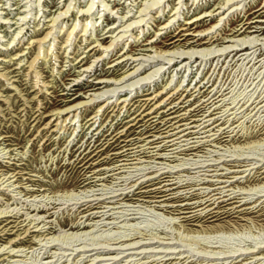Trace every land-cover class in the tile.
I'll use <instances>...</instances> for the list:
<instances>
[{"label": "rangeland", "instance_id": "obj_1", "mask_svg": "<svg viewBox=\"0 0 264 264\" xmlns=\"http://www.w3.org/2000/svg\"><path fill=\"white\" fill-rule=\"evenodd\" d=\"M152 1L0 0V211H5L0 215L7 214L0 217V264H126L145 263L154 258L171 261L170 264H177L180 259L184 261L181 264H264V259L251 257L264 254L249 253L259 247L264 249V0H160L148 6ZM236 3L238 8L234 10L231 7ZM64 8L68 10L62 13ZM53 17L56 20L52 23ZM130 21L134 25L123 29ZM164 23L168 26L164 27ZM48 31L51 32L47 39H41ZM116 33H123L121 38L118 35L115 38L119 43L114 46L112 41L104 51L102 48ZM240 37L251 41L242 44L250 47L245 53L229 51L231 48L216 50L235 43L227 40ZM99 42L102 44L98 45ZM39 46L46 48V56H39L34 67L29 68ZM204 46L214 52L197 54L195 60L196 54L181 61L178 58L173 65L160 62L163 57H170L167 49L188 52L193 47L201 51ZM112 47L113 50H108ZM136 67L143 69L135 78L152 76L131 85H122L130 79L117 80L113 84L118 86L115 92L108 87L109 91L96 93L98 96L92 101L86 100L101 86L97 83L99 78L113 82L112 78ZM155 68L159 70L153 74ZM34 71L39 72L37 77ZM179 79L188 88L196 81V85L205 87L211 84L210 88L224 82L223 88L228 86L224 101L239 104L243 101L242 108L252 101L249 109L242 111L243 115L237 114L242 116L227 128L226 134L213 140L201 139L203 143L199 141V146L188 155L169 153L166 159L156 158L158 154L140 159L144 161L138 165L139 169L158 166L155 174L193 167L196 165L193 162L209 163L202 169L170 173L172 181H196L186 189H174L177 184L161 187L163 183L156 180L145 181L150 175L143 174L149 169L133 170L134 173L127 169L129 173L121 178L132 174L138 179L135 185L125 188L130 193L121 200L127 191L120 189L123 185H116L121 178L107 180L104 172L96 175L99 180L86 184L85 177L94 169L109 166L104 160L112 147L104 148L113 135L124 132L127 112L121 107L120 96L125 94L129 98L127 108L144 93L158 92L156 101H159L167 93V84L176 86ZM108 97L112 103L106 105ZM187 99L189 95L183 100L185 104L192 102ZM80 100L90 102L66 108L78 105ZM59 110L62 112L57 114ZM93 115L98 120L87 127L85 122ZM128 134L129 131L125 135ZM97 149H104L97 158L102 162L83 172V162ZM251 166L248 175L237 178L230 186V192L239 196L237 201L220 203L209 211L216 216L201 217L207 207L204 210L192 207L191 202L200 197L190 194L208 191L216 184V178L246 174L249 169H243ZM15 172L14 177L4 181ZM177 175H181L180 179ZM140 181L143 184L139 186L143 187L132 192ZM164 190L159 194L143 192ZM115 192L123 193L106 198L105 201H116L105 203L107 209L112 206L104 215H109L106 219L95 221L100 224L94 226L89 220L82 222L83 217L78 220L82 224L74 228L75 217L80 216L79 202ZM91 193L94 195L85 196ZM83 224L88 226L81 228ZM124 240L123 244L119 242ZM131 240L136 242L127 244ZM138 243L145 244L131 247ZM140 250L144 252L138 253ZM242 257L245 259L237 261Z\"/></svg>", "mask_w": 264, "mask_h": 264}, {"label": "bare ground", "instance_id": "obj_2", "mask_svg": "<svg viewBox=\"0 0 264 264\" xmlns=\"http://www.w3.org/2000/svg\"><path fill=\"white\" fill-rule=\"evenodd\" d=\"M160 0H153L149 5H153L156 4L157 2H159ZM228 2V0H227ZM66 3V2H65ZM71 3V2H70ZM64 4V3H63ZM147 4V3H146ZM229 4V3H228ZM69 5V4H68ZM89 5V4H88ZM238 3L234 4L231 8L236 10ZM146 6V7H148ZM105 7V6H104ZM145 7V6H144ZM262 7V6H261ZM68 8V6H67ZM67 8H64V11H62V13L67 12ZM90 9L89 7L87 8ZM142 10V8H140ZM231 9V10H232ZM111 10V9H110ZM145 10V9H143ZM223 11V10H222ZM89 12V11H88ZM87 12V13H88ZM110 12V11H107ZM141 12V11H140ZM219 12V11H218ZM84 14V13H83ZM141 14V13H140ZM174 15V13L172 14ZM203 15V14H202ZM157 16V15H156ZM57 17V16H56ZM56 17H53L51 19L52 23L55 22ZM176 17V16H175ZM174 17V18H175ZM142 18V17H141ZM141 18H139L137 21H139ZM19 19V18H18ZM143 20V18H142ZM125 21V20H124ZM133 21V20H132ZM132 21L128 22L126 24V26L124 25L123 29H127L129 26L134 25V23L132 24ZM135 22V20H134ZM168 23V22H167ZM167 23H164L163 26L167 27L168 25H166ZM132 24V25H131ZM139 24V23H138ZM136 25V24H135ZM49 26V25H48ZM145 27V26H144ZM40 28V27H39ZM53 28V27H52ZM111 28V27H110ZM132 28V27H131ZM21 29V28H20ZM33 29V28H32ZM51 29V28H50ZM167 29V28H166ZM38 30V29H37ZM110 30V29H109ZM108 30V31H109ZM120 30V29H119ZM122 30V29H121ZM20 31V30H19ZM182 31V30H181ZM209 31V30H208ZM33 32V31H32ZM51 32V31H50ZM49 31L46 32V34H44V36L41 39H45V37L48 35V33H50ZM72 32V29L68 32L67 37L65 38L67 40V38L69 37L70 33ZM112 32V30L110 31ZM124 32V31H123ZM119 33V32H118ZM118 33H116L112 38V40H110V42L103 46H100V49L102 48L104 51L107 50V47L109 48V45L112 43V41H114V46L119 43L118 39H115L118 35ZM123 34V33H121ZM120 34V35H121ZM17 35V33H16ZM120 35H118L120 37ZM126 35V34H125ZM49 36V35H48ZM16 37V36H15ZM34 37V36H33ZM202 37V36H201ZM200 37V38H201ZM209 37V36H208ZM121 38V37H120ZM137 38V37H136ZM40 39V40H41ZM47 39V37H46ZM114 39V40H113ZM196 39V38H195ZM216 39V38H215ZM249 39V38H248ZM254 39V38H253ZM257 40V38H255ZM264 39V38H263ZM30 40V39H29ZM33 40V39H32ZM42 40V41H43ZM125 40V39H124ZM255 40V42H256ZM39 41V40H38ZM68 41V40H67ZM93 41V40H92ZM121 41V39H120ZM153 41V40H152ZM227 41H234L235 43H229V44H225L224 46H222V48H217L216 50H223L226 48H231L230 50H240L242 51L241 54L245 53V51H247L249 47V45H243L245 43H250V39L249 41H246V39H244V37H240L238 39H231V40H227ZM31 42V41H30ZM33 42V41H32ZM41 42V41H40ZM39 43V42H38ZM41 44V43H40ZM68 44V43H67ZM102 43L99 42L98 45H101ZM239 44L241 45V47H236V45ZM97 46V44H95ZM113 45V44H112ZM253 45V44H252ZM251 45V46H252ZM38 46V45H36ZM93 48V47H92ZM91 48V49H92ZM113 50V47L108 49V50ZM202 49V48H201ZM46 48H44L43 46H39L37 47V51L35 54V57H33L31 59V61L29 62V68L34 67V63L37 62V59L43 58L44 56H46L44 54ZM50 50V49H49ZM48 50V51H49ZM177 49L173 48V49H167L165 50L166 52H169L168 54H170L169 58H165L163 57V59H161L162 63H166V62H170L171 65H173L174 61H176V59H180L179 61L183 60V58H191L194 56V60L196 57H199L197 54L200 55H205V54H209L212 53L214 51H211V47H206L204 46V49H202L201 51L193 49V47L191 48V51L185 52V51H176ZM72 51V50H71ZM70 51V52H71ZM160 50H154V52H159ZM202 51H205L204 53ZM108 52V51H107ZM226 52V51H225ZM253 52V51H252ZM81 53V52H80ZM88 53V52H87ZM249 53V52H248ZM22 54V53H21ZM155 54V53H154ZM221 54V53H219ZM114 55V54H113ZM123 55V53L121 54ZM127 55V54H126ZM159 55V54H158ZM157 55V56H158ZM21 56V55H20ZM26 56V55H25ZM31 56V55H30ZM54 56V55H52ZM57 56V55H56ZM61 56V55H60ZM66 56V55H65ZM154 56V55H152ZM151 56V57H152ZM161 56V55H160ZM18 57V55H17ZM121 57V56H120ZM130 57V56H129ZM175 58V60H172V58ZM20 58V57H19ZM140 58V57H137ZM156 58V57H155ZM162 58V57H161ZM10 59V58H9ZM22 59V58H21ZM152 60V58H150ZM160 59V58H159ZM159 59H155V62H157V60ZM2 60V58H0V61ZM19 60V59H18ZM46 59H43V61H45ZM82 60V58L77 61L80 62ZM134 61L136 60L133 59ZM165 60V61H163ZM26 61V60H24ZM74 61V60H73ZM126 61V60H125ZM149 61V60H148ZM207 61V60H206ZM15 62V61H14ZM122 62V61H121ZM150 62V61H149ZM3 63V62H2ZM20 63V62H19ZM70 63V62H69ZM92 63V62H90ZM141 63V62H140ZM143 63V62H142ZM12 64V63H11ZM126 64V63H125ZM150 63H148L149 65ZM47 65V64H46ZM83 65V64H81ZM109 66V65H108ZM147 66V65H146ZM127 67V66H126ZM158 67V66H157ZM161 67V66H160ZM159 67V68H160ZM133 68V67H132ZM131 68V69H132ZM52 69V68H51ZM82 69V68H81ZM126 69V68H125ZM143 69V68H142ZM142 69H138V67L134 68L131 71L125 72L124 74H122L121 76H119L118 78H112L113 82H111L110 80H106L104 78H99V80L97 81L98 84H100L101 86L96 87L95 91L93 94V96H88L86 98V100H90L94 97V96H98L96 95V93L101 92V91H109V89H107L108 87H111L110 89H112L113 91L117 89L118 86H113V84H116L117 80H121V82H124L126 80L130 79V82L128 83H124L122 85H126V84H133L139 82V80L141 81V79H146L150 76H152V74H147V76H138L137 78H135L138 74L141 73ZM35 70V69H34ZM54 70V69H53ZM71 70V69H70ZM158 68H155L153 71L155 73L158 72ZM1 72V71H0ZM20 72V71H19ZM37 72L38 71H34V76L37 77ZM39 73V72H38ZM82 73V72H81ZM145 73V72H144ZM203 73V72H202ZM6 75V74H3ZM39 76V75H38ZM155 76V75H154ZM1 77V76H0ZM3 77V76H2ZM31 77V76H30ZM213 77V76H212ZM11 78V77H10ZM211 78V77H210ZM38 79V78H36ZM122 79H124L122 81ZM150 80V79H149ZM187 80V79H186ZM43 81V80H42ZM7 82V81H5ZM37 82V80H36ZM148 81H144L142 83H146ZM169 82V81H168ZM197 82V81H196ZM196 82H194L193 86L189 87L187 86V83L182 84L181 85V79L178 80V83L172 86L169 85V83L167 84V89L166 90V94L162 97L161 100L156 101V96L158 94V92H155L154 94H147L144 93L143 97H139V99H133V103L130 104V106L127 108L126 106L129 104L128 100L126 96H124L125 94H120V101L122 102V108H124V112H127L126 116L127 117L125 119V121L127 122L125 125V129L123 133H116L115 135H113L110 140L108 141V143L106 144L105 148L108 147H112V151L111 153L106 156V159L104 160V164L109 165V166H105L99 169H94L92 171V173L85 177V181L86 184H91L93 181L99 180V178H96L97 174H101V173H106V175L104 176L107 180L108 179H114V178H121L122 174H126L129 172H133V170H146L149 169L150 171H146L143 175L147 174L150 176H147V179L145 181H150L151 179H153L154 181L156 180V183H163L161 185L164 186L166 184H177L174 189H186L188 187V185H192L193 181L196 180H192V181H185L184 183H179L178 180L177 181H172L170 179V177L172 178L173 175L170 174L171 172L176 173L177 171H185V169H198L199 167H203L206 165H209V163H206L205 165H202L198 162H193V164H196L193 167H181L178 169H174V170H169L166 169L164 171H160L158 174H155V172L158 170V166L155 167L154 165H150V166H143L141 167V169H139L138 165H140L143 160H140L141 157H153V155H157L158 156L156 158H160V159H166L167 158V154L169 153H183L188 155L190 152V150H194L196 149L199 144L198 142L201 141V139L205 138V137H211L209 139H205L204 141H208V140H213L215 138H217L218 136L224 135L228 132L227 128L232 125L234 122H236L238 120L239 117H241L244 113L242 112L243 110L249 109L248 106L252 103V101L244 108H242L244 106V102L242 101V103L239 104V101H236L234 103V100L230 101V102H226L224 101V97L226 95V93H228L226 90V88H228V86H224V82L222 84H220V82L216 85L215 88H210L211 84L208 85L207 87H205L204 84L200 85L197 84ZM208 82V81H206ZM254 82V81H252ZM9 83V82H8ZM30 83V82H29ZM38 83V82H37ZM7 84V83H6ZM77 84V83H76ZM121 84V83H120ZM140 84V83H139ZM12 85V84H11ZM36 85V84H35ZM41 85V83H40ZM64 85V84H63ZM231 85V84H230ZM248 85V84H247ZM259 85V84H258ZM43 86V85H42ZM45 86V85H44ZM95 86V85H94ZM172 86V87H171ZM8 87V86H7ZM13 87V86H12ZM46 87V86H45ZM121 87V85H120ZM236 87V86H235ZM256 87V86H255ZM116 88V89H115ZM123 88V87H122ZM15 89V88H14ZM119 89V88H118ZM232 89V88H231ZM40 90V89H39ZM45 90V89H44ZM120 90V89H119ZM131 90V89H130ZM230 90V88H229ZM165 91V90H164ZM225 91V92H224ZM17 92V91H16ZM111 92V90H110ZM115 92V91H114ZM161 92V90H160ZM19 93V92H18ZM103 93V92H101ZM109 94V93H108ZM113 94V93H112ZM194 94L193 97H191ZM189 95V99L187 100H192V102H189L188 104H185V102H183V100L186 98V96ZM251 96V95H250ZM5 98V97H4ZM95 98V97H94ZM97 98V97H96ZM100 98V97H98ZM117 98V97H116ZM250 98V97H249ZM4 100V99H3ZM83 101L80 100L75 104L69 105L66 108H69L71 106H79V105H84V104H88V102L90 101ZM94 100V99H93ZM96 100V99H95ZM102 100V99H101ZM111 98L108 97L105 99V101L107 103H105L106 105L111 102ZM115 100V99H114ZM104 101V102H105ZM194 101H196L194 103ZM13 102V101H12ZM103 102V103H104ZM112 103V102H111ZM194 103V104H191ZM219 103V104H218ZM234 103V104H233ZM22 104V103H21ZM228 104V105H227ZM40 106V105H39ZM225 106V107H224ZM259 106V105H258ZM222 107H224L223 109H221ZM255 106H253L252 108H254ZM260 106L255 110V112L252 114H256V112L259 110ZM63 108V109H66ZM130 108H132L131 112H130ZM242 108V109H241ZM9 109V108H8ZM70 109V108H69ZM68 109V110H69ZM77 109V108H76ZM99 109V108H98ZM103 109V108H102ZM110 109V108H109ZM160 109V111H159ZM62 110V109H61ZM61 110H59L57 112L60 113L62 112ZM63 110V111H68ZM85 110V109H84ZM37 111V110H36ZM99 111V110H97ZM249 111H252L249 110ZM242 112V115H240L239 117H237V114H240ZM20 113V112H19ZM98 113V112H97ZM250 113V112H249ZM68 114V113H67ZM22 116V115H21ZM60 116V115H59ZM75 116V115H74ZM97 116V115H96ZM96 116L93 115L92 117H89L88 120H86L85 124H87V127L92 125L94 122H96ZM122 116V115H121ZM231 116V117H230ZM248 116V115H247ZM257 116V115H256ZM63 117V116H62ZM106 117V115H105ZM100 118V117H99ZM61 119V118H59ZM58 119V120H59ZM66 119V117L64 118V120ZM57 120V122H58ZM98 120V119H97ZM119 120V119H118ZM231 120V121H230ZM230 121V122H229ZM27 122V121H26ZM118 122V123H117ZM122 122L121 121H116L114 126L120 124ZM228 122V124H227ZM47 123V122H46ZM227 124V125H226ZM78 125V124H76ZM63 126V125H62ZM63 128V127H62ZM61 128V129H62ZM69 128V127H68ZM114 128V127H113ZM139 128V130H137ZM60 129V128H59ZM57 130V129H56ZM103 130V129H102ZM114 130V129H113ZM137 130V131H136ZM72 131V130H71ZM129 131L128 135H125L126 132ZM85 132V131H84ZM103 133V132H102ZM110 135V134H108ZM62 138V137H61ZM2 139V138H1ZM99 139V138H98ZM105 139V138H104ZM94 140V139H93ZM104 141V140H103ZM203 141V140H202ZM201 141V142H202ZM85 142V141H84ZM203 143V142H202ZM83 145V144H82ZM81 147V146H80ZM70 149V148H69ZM104 149H97V152H93L91 153V155L85 159L86 161L83 162L82 165H84V171H86V169L91 168L92 166L94 167L95 165H99L100 162H102L101 160H97V158L100 156V154L98 153H102V150ZM210 151V150H209ZM163 153V156H160L159 154ZM90 154V153H89ZM165 154V155H164ZM213 160V159H212ZM154 161V160H153ZM79 163V162H78ZM202 163V161H201ZM73 164V163H72ZM164 164V163H163ZM182 164V163H181ZM181 164H178L181 165ZM257 166V165H256ZM132 167L134 169H132ZM153 167V169H151ZM155 167V168H154ZM161 167H159L160 169ZM251 168H253V166L245 168L243 170H247L249 169V171L246 174H239L237 175L235 178H216L214 180H216V184H213L212 188L209 189L208 191L204 192V191H197L195 193H192L190 195L195 196V198H199V200H195L192 201L191 203L194 204V208L197 209H203L207 207V210L205 213H203L201 215V217H212V216H216V215H212L211 212H209L210 210H214V208L218 207L219 204L224 203L226 201L227 204H230L232 202H236L237 198H239L238 195H235L232 191L230 192L231 188L230 186L232 185V182L237 180V178L241 177V176H246L249 174ZM127 169H131L129 172L127 171ZM202 169V168H201ZM17 170V169H16ZM73 170V169H72ZM105 170V171H104ZM236 171L239 170L235 169ZM199 170H197L196 172H198ZM194 172V171H193ZM233 172L229 171L228 173ZM134 173V172H133ZM17 174V172H15L14 174L12 173V176H8L6 177V179H4V181H7L8 179H10V177H14ZM205 174V173H204ZM238 174V173H237ZM114 175H118L117 177H114ZM129 175V174H127ZM184 175V174H183ZM223 175V174H222ZM231 175V174H230ZM100 176V175H99ZM135 175L131 176H126L123 177L121 179H119L116 183V185H123L120 189H125L130 185H135L136 180L138 179L137 177L134 178ZM141 176V175H140ZM181 176V175H180ZM180 176L176 178L180 179ZM195 176V175H194ZM221 176V175H220ZM187 177V176H186ZM193 177V176H192ZM222 177H226L222 176ZM134 178V179H133ZM1 179V178H0ZM3 179V178H2ZM14 179V178H13ZM144 179V178H143ZM15 180V179H14ZM104 179H102L103 181ZM140 180V179H139ZM171 183H165V182H170ZM187 180V179H186ZM212 180V179H211ZM2 180V182H4ZM181 182V181H180ZM203 182V181H202ZM212 182V181H211ZM1 183V182H0ZM148 183V182H147ZM6 184V183H5ZM143 183L140 181L136 187H134L133 189H131V191L133 192L134 190H137V188L139 187H143V186H139L142 185ZM262 187V186H261ZM24 188V187H23ZM173 188V187H172ZM195 188V187H194ZM206 188V187H205ZM130 189V188H129ZM154 189V188H153ZM117 190V189H116ZM127 190V189H125ZM130 190H127L121 199H124V197H126ZM144 193H148V192H153L155 193H162L165 192L164 191H143ZM116 193V192H115ZM123 192L120 193H116L114 195H109V196H105V197H92L90 199H84V200H80L81 202H79L80 204L78 205V209L79 212L78 214H80L79 217H75V219L77 220L76 225L74 226V228L79 227L80 223H78L79 219H83L82 222H84L85 220H89L91 222H94L92 225L97 226L99 224L95 223V221H102V219H106L109 215L104 216L105 214H107V211L110 210V208L112 206H110L109 209L106 208L105 203H115L116 201H105L106 198H110L113 196H116L118 194H122ZM130 193V192H129ZM102 194V193H101ZM159 194V193H158ZM188 194V193H187ZM94 193L91 194H87L85 196H93ZM130 195H138L140 196L141 194L138 193H131ZM165 195L164 193L160 196ZM155 197V196H154ZM128 198V197H127ZM159 198V197H158ZM80 199V198H79ZM164 200V199H162ZM156 201H160V200H156ZM241 202V201H239ZM122 203V202H121ZM244 202H242L241 204H244ZM187 204V203H185ZM212 205H215L212 207ZM121 206V205H120ZM127 206V205H126ZM132 206V205H131ZM109 207V206H108ZM106 208V210H105ZM10 209V208H9ZM12 209V208H11ZM128 209V208H127ZM130 210V209H129ZM1 212H5V211H0ZM8 213V212H7ZM113 213V212H112ZM123 213V212H122ZM130 213V212H129ZM134 213V212H133ZM109 214V213H108ZM199 214V213H198ZM10 215V214H9ZM1 216H7L6 215H0ZM13 216V214H12ZM11 216V217H12ZM104 216V217H103ZM199 216V215H198ZM197 216V217H198ZM31 217V216H29ZM181 217V216H180ZM41 221V220H40ZM38 222V221H37ZM112 222V221H111ZM86 223V222H85ZM12 224V223H11ZM82 224V223H81ZM106 224V223H105ZM16 226V225H15ZM37 226V225H36ZM88 226L87 224H83L81 228ZM23 228V227H22ZM3 229V228H2ZM29 230V229H28ZM34 230V229H33ZM18 231V230H17ZM36 231V230H35ZM7 232V231H6ZM27 234V233H26ZM125 236V235H124ZM51 239V238H50ZM49 240V239H48ZM126 240V239H125ZM124 241H119L121 242V244H123ZM136 242V240H131V242H128L127 244H132ZM138 242V241H137ZM167 243V242H166ZM136 244V243H135ZM145 243H138V245H132L133 246H141L144 245ZM120 247V246H119ZM116 248V247H115ZM137 248V247H136ZM152 248V247H151ZM123 249V248H122ZM8 250V249H7ZM264 249H260V247L257 250H250L249 253H258V254H264L263 251ZM133 252V251H132ZM138 253L140 252H144V251H137ZM56 255V254H55ZM60 257V256H59ZM84 257V256H83ZM159 257V256H158ZM157 257V258H158ZM250 257V256H249ZM251 257H255V260L258 259H264V257H260L257 254H253ZM112 259V258H111ZM245 257H242L241 259H237V261H242L244 260ZM182 259H180L178 261L177 264H181L182 263ZM186 261V260H185ZM254 261V260H253ZM184 262V261H183ZM231 262V261H230ZM235 262V261H234ZM262 262V261H261ZM260 262V263H261ZM134 264L135 262L133 261L132 263L130 261H128L126 264ZM171 261H162L160 258L159 259H151L150 261H146L144 263V261L135 263V264H170ZM229 262H227L226 264H228ZM248 263V262H247ZM246 262L244 263H239V264H247ZM175 264V263H174Z\"/></svg>", "mask_w": 264, "mask_h": 264}]
</instances>
